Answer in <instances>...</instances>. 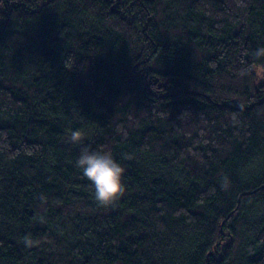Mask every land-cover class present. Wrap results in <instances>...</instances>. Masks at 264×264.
<instances>
[{"label": "trees", "instance_id": "trees-1", "mask_svg": "<svg viewBox=\"0 0 264 264\" xmlns=\"http://www.w3.org/2000/svg\"><path fill=\"white\" fill-rule=\"evenodd\" d=\"M261 47L264 0H0V264H264Z\"/></svg>", "mask_w": 264, "mask_h": 264}, {"label": "clouds", "instance_id": "clouds-1", "mask_svg": "<svg viewBox=\"0 0 264 264\" xmlns=\"http://www.w3.org/2000/svg\"><path fill=\"white\" fill-rule=\"evenodd\" d=\"M255 55L264 56V47L258 48ZM69 142L81 145L82 134L79 131H72ZM75 164L82 176L90 182L94 189L93 198L99 205L114 204L123 195L124 168L110 151H90L87 146H82Z\"/></svg>", "mask_w": 264, "mask_h": 264}]
</instances>
